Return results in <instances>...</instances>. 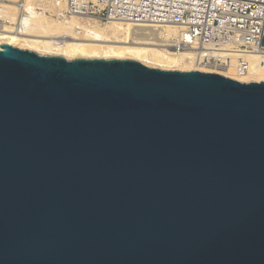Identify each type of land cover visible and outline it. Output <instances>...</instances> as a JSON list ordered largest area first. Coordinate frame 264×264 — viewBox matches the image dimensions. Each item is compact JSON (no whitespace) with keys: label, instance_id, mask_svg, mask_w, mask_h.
I'll return each mask as SVG.
<instances>
[{"label":"water","instance_id":"obj_1","mask_svg":"<svg viewBox=\"0 0 264 264\" xmlns=\"http://www.w3.org/2000/svg\"><path fill=\"white\" fill-rule=\"evenodd\" d=\"M0 264H264V80L0 43Z\"/></svg>","mask_w":264,"mask_h":264},{"label":"bare ground","instance_id":"obj_2","mask_svg":"<svg viewBox=\"0 0 264 264\" xmlns=\"http://www.w3.org/2000/svg\"><path fill=\"white\" fill-rule=\"evenodd\" d=\"M21 1L0 0V43L67 59H134L155 68L199 69L217 72L242 82L264 80V53L242 52L225 46H200L198 49L192 46L178 47L176 39H173L177 30L171 26L166 27L167 31L162 33L160 28L153 25L121 22L104 25L92 18L76 15L70 18L81 17L94 22L91 26H86L84 22L74 18L76 22L72 25L55 24L40 12V6L44 5L39 3L40 0H23L24 4L20 5ZM57 2L63 6L65 0H50L47 6L61 15L55 8ZM21 6L25 12L23 15ZM206 56H217L222 62H208L203 68L192 65L203 63ZM241 57L250 64L249 71L243 75L238 70Z\"/></svg>","mask_w":264,"mask_h":264},{"label":"built area","instance_id":"obj_3","mask_svg":"<svg viewBox=\"0 0 264 264\" xmlns=\"http://www.w3.org/2000/svg\"><path fill=\"white\" fill-rule=\"evenodd\" d=\"M55 8L62 17L153 25L162 33L171 26L177 30L173 39L178 47L225 46L264 53V0H65ZM203 59L222 62L217 56ZM249 66L239 59L242 75Z\"/></svg>","mask_w":264,"mask_h":264},{"label":"rangeland","instance_id":"obj_4","mask_svg":"<svg viewBox=\"0 0 264 264\" xmlns=\"http://www.w3.org/2000/svg\"><path fill=\"white\" fill-rule=\"evenodd\" d=\"M50 0H40L39 1V3L41 2L42 4H44L43 6H45V7H41L40 6V12L42 13V15L44 16V18H46L49 22H51V23H64L65 25H72L73 24V22H76L75 20H74V18H78L80 21H82V22H84V24L87 26H91V24L94 22V21H91V20H87V19H85V18H81V17H72V18H67V19H64L62 16H59V15H57L56 14V12H54V10H52V9H50V7H48L47 5H48V2H49ZM24 3H23V0L20 2V5H23ZM21 14L23 15V14H25V12H24V9H23V7L21 6ZM98 22H100V21H98ZM100 23H103L104 25H110L111 23L110 22H100ZM121 23H123V22H121ZM75 25H76V23H74ZM161 31V30H160ZM146 32H148V33H150V31H146ZM134 60V59H133ZM229 62V64H230V58H229V60H228ZM211 62L212 63H214V62H216L215 60H211ZM202 62H200V64H196L195 63V65H194V63L192 64L193 66H195V67H198V68H203V67H205V64H207L208 62H206V61H204L202 64H201ZM220 63V62H219ZM197 65V66H196ZM197 69V68H196ZM197 70H199V69H197ZM201 71H203V70H201Z\"/></svg>","mask_w":264,"mask_h":264}]
</instances>
